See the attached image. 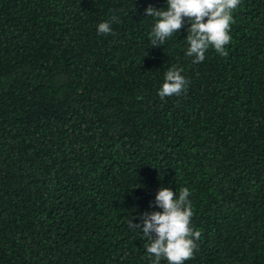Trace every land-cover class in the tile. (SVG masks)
Listing matches in <instances>:
<instances>
[{
    "label": "trees",
    "instance_id": "obj_1",
    "mask_svg": "<svg viewBox=\"0 0 264 264\" xmlns=\"http://www.w3.org/2000/svg\"><path fill=\"white\" fill-rule=\"evenodd\" d=\"M149 5L0 0V264H152L129 221L162 186L190 192L184 264H264V0L201 63L188 22L153 46ZM172 66L188 83L161 99Z\"/></svg>",
    "mask_w": 264,
    "mask_h": 264
},
{
    "label": "clouds",
    "instance_id": "obj_2",
    "mask_svg": "<svg viewBox=\"0 0 264 264\" xmlns=\"http://www.w3.org/2000/svg\"><path fill=\"white\" fill-rule=\"evenodd\" d=\"M240 0H167V8H155L149 5L144 13L155 17L156 22L150 33L153 46L159 47L167 38L177 33L185 22L190 23L186 36L188 49L186 55L194 57V63H201L209 47H213L221 56L227 57L224 46L230 42L229 28L233 21L231 12ZM187 18V21H185ZM100 34L112 32L109 22L100 23L97 27ZM182 69L176 66L169 68L158 94L161 99L180 95L187 85L181 75ZM190 192L182 188L177 197L170 188L160 187L156 193L154 206L160 211L144 212L139 216L140 223L130 219L129 227L139 229L147 238L146 251L155 259L152 264H160L165 258L168 264H184L193 258L195 241L201 236L200 231L190 227L193 215Z\"/></svg>",
    "mask_w": 264,
    "mask_h": 264
}]
</instances>
